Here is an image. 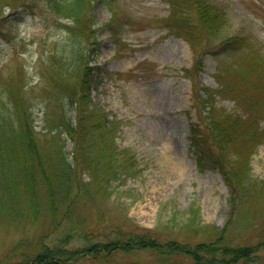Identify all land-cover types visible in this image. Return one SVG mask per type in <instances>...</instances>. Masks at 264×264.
Returning a JSON list of instances; mask_svg holds the SVG:
<instances>
[{"label":"rangeland","instance_id":"rangeland-1","mask_svg":"<svg viewBox=\"0 0 264 264\" xmlns=\"http://www.w3.org/2000/svg\"><path fill=\"white\" fill-rule=\"evenodd\" d=\"M207 1L224 12L225 21L208 45L204 40L197 53L186 40L164 27L162 22L170 13L165 0H112L109 5H94L95 39L91 37L86 45L91 50L93 68L92 104L108 119L115 118L117 161L125 162L132 156L135 173L117 171V179H110L106 190L98 181L76 189L74 210L70 209L72 213L66 215L69 218L62 227L80 225L97 234L95 241L111 237L112 227L126 232L147 229L154 231L161 242L185 244L212 240L236 247L255 245L264 239V138L252 149L241 141L233 145L237 151L231 165L247 174V180L236 197L230 196L217 168L200 157L190 142V124L196 123V118L191 81L183 73L197 58L199 85L215 90L220 73L227 72L225 78L234 84L236 92L262 95L255 129L263 131L264 64L251 54L264 61V0ZM24 6L16 14L5 10L0 20V71L9 76L24 66L32 88L29 93L38 97L45 64L54 56L66 57L76 42L62 27L66 20L54 19L48 0H28ZM188 14L193 16L192 11ZM15 16L18 18L12 21ZM110 17L112 25L104 26ZM233 37L239 43L227 40ZM95 42L97 46L90 45ZM254 80L258 87L253 85ZM215 105L247 118L231 99L217 97ZM34 118L36 129L44 131L43 106L34 108ZM70 149L71 142L67 141ZM89 180L88 173L83 172L82 184ZM64 212L60 207L58 217ZM63 219L54 228H48L44 215L21 226L0 225V261L22 238L40 235L45 236L44 242L52 240L61 234L55 229ZM81 240L73 235L70 243L78 246ZM258 256L261 262L255 264H264V249ZM158 259L157 254L142 251L129 262L193 264L179 256L164 263ZM82 261L76 264H93Z\"/></svg>","mask_w":264,"mask_h":264},{"label":"trees","instance_id":"trees-1","mask_svg":"<svg viewBox=\"0 0 264 264\" xmlns=\"http://www.w3.org/2000/svg\"><path fill=\"white\" fill-rule=\"evenodd\" d=\"M27 1L0 0V20L5 17V9L16 14ZM165 1L170 13L162 22L164 27L186 40L195 53L204 40L208 45L214 33L224 26V12L207 0ZM110 2L112 0H48L54 19L66 20L62 27L76 46L66 57L54 56L45 64V74L40 73L44 84L39 88L38 97L29 93L32 88L28 86L24 66L17 67L15 74L9 76L0 71V225L21 226L38 221L44 215L48 228H54L65 217L61 230L55 229L61 234L47 242L43 240L45 236L40 235L33 239L22 238L5 252L0 264H76L82 260L93 264H140L129 260L142 251L157 254L160 263L178 256L193 264L261 262L257 257L259 250L264 249V239L255 245L236 247L212 240L185 244L175 240L161 242L154 231L147 229L126 232L112 227L111 237L95 241L97 234L89 233L80 225L62 227L69 218L66 215L72 213L70 209L74 210L76 189L98 181L106 190L110 179H117V171L135 173L136 162L132 156L118 163L115 118L108 119L93 105L90 93L93 68L87 43L91 37L95 39L97 20L93 9L96 3L109 5ZM111 15L115 18V13ZM112 19L104 26H111ZM113 33L116 35L115 31ZM227 40L239 43L236 37ZM93 44L98 45L96 42L90 45ZM253 55L255 53L251 58L264 64L263 59ZM183 73L191 81V104L196 118V123L190 124V142L201 157H206L217 168L230 196L236 197L242 191L247 174L243 175L231 165V157L237 151L233 145L241 141L252 149L263 140L264 130L255 129L262 95L236 92L234 84H229L225 78L227 72L220 73L215 90L199 85L197 58ZM253 85L258 87L255 80ZM217 97L231 99L247 118L216 107ZM37 105L43 106L44 131L36 130L34 108ZM67 141L71 142L70 150H67ZM129 169L132 172H128ZM85 171L90 180L82 184L80 176ZM59 206L65 209L60 217ZM73 235L83 239L80 245L70 243Z\"/></svg>","mask_w":264,"mask_h":264},{"label":"bare ground","instance_id":"bare-ground-1","mask_svg":"<svg viewBox=\"0 0 264 264\" xmlns=\"http://www.w3.org/2000/svg\"><path fill=\"white\" fill-rule=\"evenodd\" d=\"M72 112H70V114H71ZM106 115V114H105Z\"/></svg>","mask_w":264,"mask_h":264}]
</instances>
